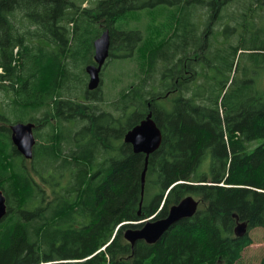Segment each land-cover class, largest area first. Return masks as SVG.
<instances>
[{"label": "trees", "instance_id": "obj_1", "mask_svg": "<svg viewBox=\"0 0 264 264\" xmlns=\"http://www.w3.org/2000/svg\"><path fill=\"white\" fill-rule=\"evenodd\" d=\"M107 29L133 63L114 99L86 71ZM0 70V264H238L264 228V0H0ZM150 112L146 165L125 135ZM17 122L38 124L31 159ZM188 195L158 242L125 238Z\"/></svg>", "mask_w": 264, "mask_h": 264}, {"label": "water", "instance_id": "obj_2", "mask_svg": "<svg viewBox=\"0 0 264 264\" xmlns=\"http://www.w3.org/2000/svg\"><path fill=\"white\" fill-rule=\"evenodd\" d=\"M95 64H89L86 71L89 75L88 88L98 89L102 84L101 73L106 64L111 51V37L109 30H105L94 42ZM34 122H17L12 126V140L18 151L26 158L33 157L34 146L37 138L34 134ZM125 142L130 143L136 153L146 155V165L152 153L159 149L163 142L162 130L152 117L150 112L139 124L131 128L125 135ZM146 171L143 174V187L145 185ZM199 200L193 195L184 197L179 203L170 208L169 214L165 218H151L145 221L142 227H129L125 230V238L134 245L139 240L147 243H156L167 230L180 220L194 216L199 207ZM8 213L7 197L0 189V222ZM248 230L246 223H240L236 228L237 235H244Z\"/></svg>", "mask_w": 264, "mask_h": 264}, {"label": "rangeland", "instance_id": "obj_3", "mask_svg": "<svg viewBox=\"0 0 264 264\" xmlns=\"http://www.w3.org/2000/svg\"><path fill=\"white\" fill-rule=\"evenodd\" d=\"M90 3L91 2H85L84 6L89 5ZM132 68L133 63L127 59L121 60L115 58L112 60V57L108 59L101 73L102 84L99 87L100 92L102 90L105 97L114 99L122 86L131 83L132 77L130 72L132 73ZM261 81L264 85V75L262 76ZM5 97L6 95L4 92L0 91V106L2 102H7ZM42 114V112H39L37 115L38 117H42ZM262 141V139L256 140L253 147L259 145ZM209 163L210 158L200 166V172L209 171ZM251 235L254 239V243L245 250L243 257L238 264H252L264 256V228H254L251 231Z\"/></svg>", "mask_w": 264, "mask_h": 264}, {"label": "flooded vegetation", "instance_id": "obj_4", "mask_svg": "<svg viewBox=\"0 0 264 264\" xmlns=\"http://www.w3.org/2000/svg\"><path fill=\"white\" fill-rule=\"evenodd\" d=\"M95 61V60H94ZM93 64V63H92ZM105 66V65H104ZM94 91V90H93ZM35 123V122H34ZM15 124V123H14ZM14 124H12L11 125V130H12V126L14 125ZM37 126H38V124L37 123H35V127H34V133H35V129L37 128Z\"/></svg>", "mask_w": 264, "mask_h": 264}]
</instances>
